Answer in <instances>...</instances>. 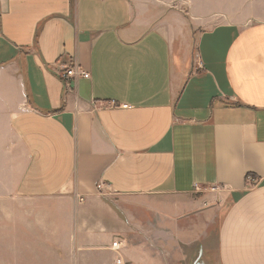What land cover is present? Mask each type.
<instances>
[{
  "label": "crops",
  "instance_id": "1",
  "mask_svg": "<svg viewBox=\"0 0 264 264\" xmlns=\"http://www.w3.org/2000/svg\"><path fill=\"white\" fill-rule=\"evenodd\" d=\"M234 6L0 0V264H177L181 239L264 264V21Z\"/></svg>",
  "mask_w": 264,
  "mask_h": 264
},
{
  "label": "rangeland",
  "instance_id": "2",
  "mask_svg": "<svg viewBox=\"0 0 264 264\" xmlns=\"http://www.w3.org/2000/svg\"><path fill=\"white\" fill-rule=\"evenodd\" d=\"M230 1H233L235 2V5L236 4H239V6H234L235 9H239L240 12L238 11L237 13L238 14H246L248 13V15H250L251 18L254 17V19L256 21H264V0H230ZM227 2V0H226ZM240 7V8H238ZM236 13V14H237ZM194 31V34L196 33L195 29L193 30ZM192 48L194 50L193 52V57L194 59L196 58V55H195V44H194V41H193V45H192ZM163 241V240H162ZM165 245L168 244V240L164 241ZM186 243L182 242V239H181V242L178 241V245L176 248L173 249V252L175 251L176 253H174L173 255L177 256V258L181 259V261L179 260V262H177V264H191L189 262H184L185 260V255H188L189 257H191V254L193 252V248L192 246L190 245H185ZM161 258L162 260L167 263L168 262V259H165L164 257H168L170 254H169V248L168 247H164L162 246L161 247ZM184 255V256H183Z\"/></svg>",
  "mask_w": 264,
  "mask_h": 264
},
{
  "label": "built area",
  "instance_id": "3",
  "mask_svg": "<svg viewBox=\"0 0 264 264\" xmlns=\"http://www.w3.org/2000/svg\"><path fill=\"white\" fill-rule=\"evenodd\" d=\"M63 78H68V77H75L77 75H80L84 78H89L90 73L87 71L82 70L81 68H76L72 66L71 68H68L65 72L61 73ZM248 180L254 183L256 181V178L253 176H248ZM98 188L102 189V184H98ZM122 243L119 240H116L112 243V249L114 250H120ZM118 262H121V259H118Z\"/></svg>",
  "mask_w": 264,
  "mask_h": 264
}]
</instances>
